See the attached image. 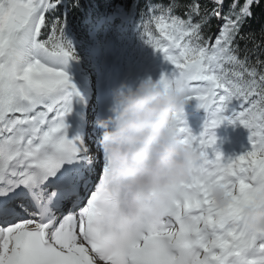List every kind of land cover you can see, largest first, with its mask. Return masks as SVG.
Here are the masks:
<instances>
[{
    "label": "snow or ice",
    "instance_id": "snow-or-ice-1",
    "mask_svg": "<svg viewBox=\"0 0 264 264\" xmlns=\"http://www.w3.org/2000/svg\"><path fill=\"white\" fill-rule=\"evenodd\" d=\"M212 3H155L142 22V40L153 26L160 34L146 41L168 65L160 82L206 113L198 135L176 117L203 159L160 225L108 244L93 226L108 195L100 138L91 127L69 132L68 117L86 101L68 71L78 57L66 18L48 19L61 0H0V264H264V232L243 222L246 207L264 208V60L241 57L236 41L261 0H233L228 13L224 0ZM213 17L223 21L214 39L203 32ZM226 120L248 130L249 145L228 157L212 131ZM216 186L230 197L223 208Z\"/></svg>",
    "mask_w": 264,
    "mask_h": 264
},
{
    "label": "clouds",
    "instance_id": "clouds-1",
    "mask_svg": "<svg viewBox=\"0 0 264 264\" xmlns=\"http://www.w3.org/2000/svg\"><path fill=\"white\" fill-rule=\"evenodd\" d=\"M188 102L184 91L151 76L112 89L107 114L95 121L108 195L98 203L93 226L105 243L146 224L160 225L177 186L192 179L203 157L180 137L176 122ZM213 196L221 208L230 200L220 186ZM257 199H264V192ZM243 222L249 231L264 232V208L246 207Z\"/></svg>",
    "mask_w": 264,
    "mask_h": 264
},
{
    "label": "trees",
    "instance_id": "trees-1",
    "mask_svg": "<svg viewBox=\"0 0 264 264\" xmlns=\"http://www.w3.org/2000/svg\"><path fill=\"white\" fill-rule=\"evenodd\" d=\"M179 2L188 4L192 0ZM155 3L167 4L169 0H61L59 8L48 19L52 20L56 16L66 18L65 35L78 57L74 60L86 74L95 78L100 70L95 50L97 47L105 50L108 40L111 53L125 56V59L129 55L144 61L158 53L146 43L149 39L159 38L160 34L154 26L151 35L145 34L141 39L142 22L148 18L149 7ZM199 3L201 9L211 10L215 7L212 0H199ZM232 3L233 0H224L222 13H228ZM244 3L245 0H239L240 6ZM184 11L183 7L178 8L176 14L183 16ZM251 11L252 15L244 19L240 28V34L245 38L238 36L236 41L241 57L247 54L251 62H255L257 55L260 60H264V0L259 5L254 4ZM114 13H123L128 20L123 21L118 17L111 20L110 16ZM222 23L213 17L210 26L204 28V35L213 38ZM115 57H110V61L116 60Z\"/></svg>",
    "mask_w": 264,
    "mask_h": 264
},
{
    "label": "rangeland",
    "instance_id": "rangeland-1",
    "mask_svg": "<svg viewBox=\"0 0 264 264\" xmlns=\"http://www.w3.org/2000/svg\"><path fill=\"white\" fill-rule=\"evenodd\" d=\"M116 17L122 19L123 21L127 20V17L124 14H121V13H114L112 16H110V19L112 20V19H114ZM119 56L120 55H118L117 57H119ZM127 58H128L127 67L130 68V70L132 72L131 74L134 73L133 75H136L138 78L151 76L152 78L158 79V78H160L162 72H165V71L168 70V65L165 63V61L163 60L162 56L159 53H157L156 55L151 56V58H149V59H146V61H143L141 59L139 60L138 58H132L130 56H128ZM113 65H114V67H116L115 64H113ZM126 68H124V71H126ZM68 71L70 72V74L73 76V78L75 80L76 77H74V74H73V71H72V69H71V67L69 65V62H68ZM108 74H111V71ZM107 78H110V75ZM116 85L117 84H116L115 81H112V80L108 79V81L104 85L106 93L107 94H111L112 89ZM83 86L87 90L92 89L94 87L93 84H92V81H91V77H90V79L88 77V79L83 81ZM191 100H189V101H191ZM192 102H194V101H192ZM190 105L195 107V111H194L195 115H193V116L196 117L197 120H199V117L204 115V113H203L204 109H202V108H200L198 106L197 101L195 103H191ZM197 120L194 123L196 125H198L200 123ZM91 126H92V121H90V123H89V127H91ZM198 127L199 126H197V128ZM92 128L95 131L97 130L95 128V125ZM195 130H197V129H195ZM225 142H226V140L223 142V144H225ZM247 143H248V137H247Z\"/></svg>",
    "mask_w": 264,
    "mask_h": 264
},
{
    "label": "bare ground",
    "instance_id": "bare-ground-1",
    "mask_svg": "<svg viewBox=\"0 0 264 264\" xmlns=\"http://www.w3.org/2000/svg\"><path fill=\"white\" fill-rule=\"evenodd\" d=\"M133 83H135V81L133 82ZM78 85H79V87L81 88V91L84 93V95L86 96L87 95V92L84 90V88L82 87V85L80 84V83H78ZM192 101H196L194 98L191 100V101H189L188 103H190V102H192ZM185 109L186 110H188V107L187 106H185ZM193 115H195V113H189V116H191V117H189V118H185L184 120H186L187 121V124L189 125V127L191 128V130H192V132L194 133V134H199L198 133V131L197 130H199V129H201L200 127H198L197 128V126H196V128L195 129H197V130H195V129H192L196 124H194L195 122H196V120H197V118L196 117H194ZM99 117H96V120L98 119ZM93 122V121H92Z\"/></svg>",
    "mask_w": 264,
    "mask_h": 264
},
{
    "label": "water",
    "instance_id": "water-1",
    "mask_svg": "<svg viewBox=\"0 0 264 264\" xmlns=\"http://www.w3.org/2000/svg\"><path fill=\"white\" fill-rule=\"evenodd\" d=\"M215 35H216V34H215ZM215 35H214L213 39L215 38Z\"/></svg>",
    "mask_w": 264,
    "mask_h": 264
}]
</instances>
